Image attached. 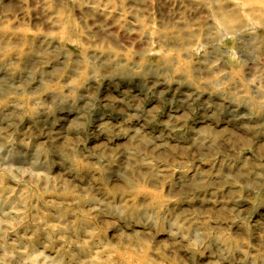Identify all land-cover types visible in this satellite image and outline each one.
<instances>
[{"label": "clouds", "instance_id": "obj_1", "mask_svg": "<svg viewBox=\"0 0 264 264\" xmlns=\"http://www.w3.org/2000/svg\"><path fill=\"white\" fill-rule=\"evenodd\" d=\"M0 264H264V0H0Z\"/></svg>", "mask_w": 264, "mask_h": 264}]
</instances>
